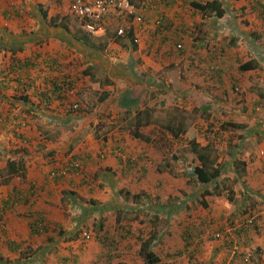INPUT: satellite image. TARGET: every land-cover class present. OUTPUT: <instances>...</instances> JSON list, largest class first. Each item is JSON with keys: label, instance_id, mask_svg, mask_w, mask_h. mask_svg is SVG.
Here are the masks:
<instances>
[{"label": "rangeland", "instance_id": "obj_1", "mask_svg": "<svg viewBox=\"0 0 264 264\" xmlns=\"http://www.w3.org/2000/svg\"><path fill=\"white\" fill-rule=\"evenodd\" d=\"M49 1L34 0V11L41 4L49 10ZM236 1L242 3L241 0ZM224 2L225 7L229 4V8L230 1ZM70 3L68 11H71ZM234 12L238 14L241 10ZM48 13L46 20L56 14L53 8ZM216 21L219 23L216 35L226 40L222 43L214 37L215 42L219 39L217 44L222 51L229 44L230 36L221 33L224 30L221 25L226 23V18ZM63 23L71 26L69 33L73 40L76 31L82 27L81 21L69 13ZM203 23L207 24L206 21ZM119 26L118 22L107 23L112 33L117 32ZM206 32H210L209 22ZM195 37L203 40L202 34L192 36L193 45H189L187 53L196 51L195 56L187 55L185 49L187 62L184 64L171 60L175 53L159 56L153 61L155 81L164 84L165 89H129L127 93L131 100L137 101L133 110L134 107H147L150 103L155 109H163L165 118L159 116L160 123H165L166 118L183 119V127L194 133L196 141L206 147L210 156L216 158V163H228L229 170L222 175L227 178L225 182L231 184L228 194L225 197L200 196V192L197 193L200 190L188 177V172L198 160L185 137L175 140L168 134L164 138L162 125L139 129L140 134L148 137L147 141L135 137L132 124L125 122V116L133 120V117L129 118L132 110L104 109L102 112H109L106 115L111 114L113 121L102 125L75 121L50 125L48 129L40 123L38 130H47L46 133L52 136L37 145V149L43 148L45 154H54L44 156L52 159L49 166L61 167L75 158L82 160L80 162L84 165L78 174L64 178L66 182L62 186L68 185L63 192L59 193L57 189L56 196L48 194L52 190L42 188L29 174V181L20 180L16 186L18 189L0 188L3 199L14 190H24L28 196L32 194L29 204L14 202V205L0 211V249L5 250L7 243L14 242L23 246L31 239L28 230L34 212H40L48 222V230L35 239L36 249H41L36 252L34 245L30 249L22 247L18 259L6 251L3 259H10L12 264H146L138 255L140 238L153 234L152 249L160 258L158 264H219L224 260H230V264H243L238 253L248 256V264H264V79L260 78L263 72H241L236 60L230 64L225 59L223 64L226 65H223L216 47L211 48L212 44L206 46ZM260 40L264 44V38ZM241 45L244 47L243 43ZM250 51L243 56L246 60L254 55ZM100 58L96 63L101 67L103 61ZM6 62L1 60L3 67ZM71 63L73 67H81L85 62L75 61L73 57ZM128 67L132 68V63ZM137 77L143 78V75L138 73ZM77 78L80 79L79 76ZM96 80L102 79L88 77L86 85L81 82L78 87L83 86L80 98L90 105L106 91L104 86L96 85ZM124 89L115 84L109 87L108 102L116 101V94ZM13 92H8V95L12 97ZM103 106L100 105L98 111ZM20 123H25L21 125L22 129L30 124L29 130L32 131L30 122L21 120ZM103 134L105 140H102ZM60 135L64 137V147L63 140L54 143ZM96 140L100 146L95 154V143L89 142ZM29 145L32 146V142ZM0 163L2 180L7 170H3V165L6 168L5 159L1 158ZM231 163H235L233 168ZM191 195L193 197L185 199ZM202 201L206 207L200 204ZM245 209L251 210V214H262L257 229L248 228V237L244 236L246 233H234L232 228L238 225L229 226L233 222L241 224L246 217ZM220 215H226L225 220H217L213 226L201 228L202 219L210 220ZM189 226L196 227L190 229L193 234L190 242L183 234ZM221 227L231 228V231L215 239L213 234ZM84 231L89 235L87 240L82 238ZM48 238L52 239L50 243ZM48 244L49 247L42 252V247Z\"/></svg>", "mask_w": 264, "mask_h": 264}, {"label": "crops", "instance_id": "obj_2", "mask_svg": "<svg viewBox=\"0 0 264 264\" xmlns=\"http://www.w3.org/2000/svg\"><path fill=\"white\" fill-rule=\"evenodd\" d=\"M135 1L137 5L147 6L148 4L151 5L154 1L153 8L141 10L144 17V23L142 24L140 30L137 32L133 31L132 27H129L132 26L130 20L124 21L123 23L120 22L118 25L125 26L126 28L129 27L127 30L128 32L129 30L131 31V36L134 33H137L140 38V42L134 45L131 41V37L126 35L124 37H120L118 41L113 40L108 43L103 51H94L81 42L71 40L70 33L64 29L46 26L44 20L41 18V12L38 10L34 11V0H0V81L2 73L4 74L5 70L9 68L10 61H13L15 58L33 60L36 57L37 67H33L31 71L36 77L35 81L37 82L36 84L38 85V88L35 89V91L33 88L34 94L30 95V98L37 101L39 96V93L37 92L39 91V86L41 87L43 85L44 88V82H47L45 86L50 87L51 82H54V79L57 81L59 80L58 78L53 77H69V79L73 81L74 87L77 86L76 89L73 90V96L76 98L74 104L78 105L77 109H73L74 104L71 106L64 103L61 104L59 99L55 100L56 97H54L52 98L53 101L47 105V109L44 111H37L38 117H34L20 112L21 107L28 106H25L23 103L20 104V100L14 98L15 93L10 87L0 93V109L2 110L1 115L4 118V120L0 121V159L4 158L6 161V159L10 157L11 159H20L25 163L24 174L10 178L7 183L0 184V188L9 186L10 190H13V188L18 189V187H16L18 182L20 180L24 182L29 181V175L33 176L34 180H37L41 187L47 190L51 189L52 192L49 191L48 194H54V196L58 194L56 193L57 189L60 193L67 187L68 183L65 185L66 187L64 185L62 186V183L66 182V179L64 178L70 175L61 177L60 180H57L56 178L53 179L50 176L52 167L48 164H51L53 161L51 158L47 159L44 156L54 154H45L43 148V150L37 149V145L52 137L38 130L37 125L40 123L44 124V126L48 129L50 128V125L71 124L75 121L86 123V125L107 124L109 120L113 121L111 114L108 116L106 115L109 114V112H102V110H106L107 108H114L118 110L124 108L128 112L132 110L133 114L129 118L133 117V120H129L125 116V122L129 124L134 123L136 120L135 114L138 110L143 112V114L139 117L143 120V123L147 121L146 117L149 118L148 122L152 124L159 121V116L165 118L163 109H155L154 107H151L150 103L147 107H134L133 110L132 108L134 103L137 101L136 99L131 100L132 98L128 97V90H141V88L148 89L152 87L160 90L165 89L164 84H160L155 81L152 63L155 58L159 56H169L168 54L170 53H168V51L171 49V44L167 45V42L164 41L166 38H174L177 43L181 42L183 45L181 51L184 52L186 49L187 53L189 45H193V43H191L193 42L192 36L196 33L202 34L203 40L199 39L198 41L204 42L206 46L208 44H212L210 46L211 48L216 47L218 57L220 58L222 64L225 62V59H227L230 64L236 60L239 66V64L243 63L244 60L247 61L246 57L244 58L243 56L248 50H251L250 52L254 54L252 57L253 59L260 60V58L264 56V44L261 43V40L259 41L260 38H264V16L261 8L255 5L252 0H241V4L236 3V0H229V8V4L225 7V2H223L225 13L220 18H226V23L221 25L222 29H224L221 33L229 35L230 38L229 42H227L229 44L226 45V48L222 49V51L221 48L218 47L217 41L220 39L223 43L226 40L224 37L221 38L216 35L219 30L216 26L219 23L216 20L219 17H216V20L213 19L215 16H209L205 19H201L198 14L194 13V9L190 5V2L193 0H168L167 2H163L161 0H134V2ZM69 3V0H50L48 3V5L51 4L49 6V10L42 4L38 5V8L41 7L46 14L53 8L56 13L55 16L61 15L67 17L68 14L71 13V11H68ZM44 5L48 6L47 4ZM235 10H241V13L236 14L234 12ZM159 16L162 17L161 23H157V18ZM197 19L202 21L203 26H198L200 32L192 34L198 23ZM204 21H206L207 24H204ZM208 22L210 23V32H206ZM200 24L201 23L198 25ZM65 25L68 30H72L70 25ZM105 28L110 27H107L106 25ZM103 32L96 33V35H101ZM214 37L219 39L215 42ZM231 39L233 40L230 41ZM241 43H243L244 47ZM194 44L196 46L198 45L195 42ZM198 46L200 47V44ZM11 47H21L22 49L14 52L10 51ZM195 52L196 51H190L187 55L189 54L191 56H195ZM174 55L175 59L170 58L175 61L174 63H176L177 60L178 62L176 64H184V62H187L185 53L182 56L177 53ZM222 55H227V57H222ZM73 57L75 61L85 62L83 66L73 67L74 64L71 63ZM99 57H101L100 59L103 61L101 67L98 63H96L98 62L97 60ZM243 58L244 60H241ZM1 60L7 61L5 63V67L2 66ZM129 63H132V68L128 67ZM169 64H171V62H169ZM86 65H90L91 67H87ZM223 65H226V63ZM80 70H82L81 73H79ZM19 71L20 74L23 73L21 69H19ZM250 71L254 70H249L248 72ZM262 72L263 74L260 75L261 80L264 79V71ZM138 73H141L143 78H138ZM70 76L72 78H70ZM78 76L80 77L79 80H77ZM88 77L91 79L94 77L101 78L102 80H96L95 83L97 86H104L106 90L103 91L101 98L97 99L92 105H90L87 100L80 98V95L83 94L80 90H82L83 86L86 85ZM100 81L102 83H100ZM81 82L83 86L78 88L81 86ZM114 84L125 89L119 93L120 95L116 94V101L108 102L110 94L108 88ZM43 88H41V90ZM29 91L32 92V90ZM8 92H13V96H9ZM128 98L130 100H128ZM100 105L104 106L98 111ZM31 113L34 114V108L31 109ZM12 116H14V118H11ZM116 117L119 116L116 115ZM21 120L30 122L32 125V131L29 130L30 124L27 125L23 131L24 134L30 132L33 139L32 146L29 145L26 148L23 147L22 143L18 139V135L20 133L14 135L11 132L13 129L12 127L18 126ZM181 121H183V119ZM117 122L119 123V120ZM89 128L92 130V126ZM101 137L102 140H105L106 138L104 134ZM55 140V144L58 140H63L62 147L65 146L63 135L56 137ZM89 143H95L96 154L99 150L100 143H97V140L93 142L90 141ZM4 167L5 165H3V170L6 169ZM1 168L2 166L0 163V169ZM45 182L49 183L51 186L46 187V184H44ZM24 192L26 191L23 190L22 193L27 194ZM18 194H20V191H11L6 199L13 197L16 198L18 197ZM6 199L0 197L1 206L3 205V201ZM34 214V218L37 215H39L38 217L41 215L40 212H34ZM28 232L31 239H29V241H25V244L21 246V248L18 247V250L14 247H7L10 243L6 244L7 246L5 250L0 249L2 259L6 256V251L10 253V256L18 259L21 257L20 252L18 251H22V247L24 249H30L31 246L34 245L36 252L41 249V247L36 249L37 246L35 244V239H37L39 234H36V231H32V229L28 230ZM33 240L34 242H32ZM48 247V245H44L41 251L43 252L45 248ZM222 249L224 250L223 245ZM8 261V264H12L10 263V259H8ZM1 262L3 261L1 260ZM219 264H230V260H224V262Z\"/></svg>", "mask_w": 264, "mask_h": 264}, {"label": "trees", "instance_id": "obj_3", "mask_svg": "<svg viewBox=\"0 0 264 264\" xmlns=\"http://www.w3.org/2000/svg\"><path fill=\"white\" fill-rule=\"evenodd\" d=\"M63 1V0H61ZM70 2H72V0H69ZM133 3L136 4V2H134V0H131ZM253 3L257 6H259L261 8V11L263 12V16H264V3L262 2V0H252ZM223 2L224 0H193L190 2V5L192 6V8L194 9V13L198 14L199 17H201V19H205L206 17L209 16H215V17H222L225 13V9L223 6ZM137 5V4H136ZM138 6V5H137ZM37 10L41 12L42 14V20H44V23L46 26L48 27H55V28H62L65 31H67L68 33L70 32L67 28V26L63 23L65 21V19L67 17L61 16V15H56L54 17H50L46 20L47 14L41 9V7H37ZM60 22V23H59ZM62 22V23H61ZM198 22V21H197ZM199 23H201L200 25H198ZM107 25V24H106ZM203 26L202 21L200 20L197 23L196 29L193 31L192 34H194V32H200L198 26ZM82 26V23L81 25ZM133 26V25H132ZM129 26V27H132ZM163 26V25H162ZM128 27V28H129ZM126 28V29H128ZM126 35L129 37H131V31L127 30ZM125 35V36H126ZM122 37L120 35L117 34V32L112 33L110 31V28H105L104 32L101 35H96L94 33L88 32L86 31L83 27H79V29L76 31V33L74 34V38L73 40H75L76 42H81L83 44H85L86 46H88L90 49L94 50V51H103L107 44L110 43L111 41L115 40L118 41V39ZM197 37H195V40ZM164 41L167 42L168 44H171L170 46V50L168 51V53H170L171 55H173V53H177L178 55L182 56L184 55V52H182V48L183 45L181 42H176V39L174 38H166ZM180 44L181 48H178L177 45ZM135 45V44H134ZM11 49V50H10ZM9 50L10 51H16V50H20L22 49L21 47H11ZM183 53V54H182ZM168 54V55H170ZM170 55V56H171ZM36 60L37 58L35 57L33 60H22L20 58H15L13 59V61H10V65L9 68L7 70H5L4 74L2 73V77H1V81H0V93H2V91L6 90L7 88H11L15 94H14V98L20 100V104H24L25 106L28 107H21V111L23 113H26L28 116H34V117H38L37 111L40 110H46L47 109V105L49 103H51L53 100L52 98L56 97L55 100H58L66 105L71 106L72 104H74V101L76 100V98L73 96L74 91H73V87H74V83L71 79H69V77H59V76H55L53 78H58L59 80H53L54 82H51L50 87L45 86L47 84V82H44V88L43 85L40 87L39 86V91H37L39 93L38 96V100L35 101L34 99L30 98V95L34 94L33 92V88L34 91L35 89L38 88V85L36 84L37 82L35 81V76L34 73L31 71L32 68H36ZM239 70L241 72H245V71H249V70H262L264 71V56H262L260 58V60L258 59H249L247 61H244L243 63H240L238 66ZM19 69H21V71L23 73L20 74ZM52 78V79H53ZM61 78V79H60ZM70 78H72L70 76ZM51 81V80H50ZM49 81V83H50ZM15 87V88H14ZM41 88H43L41 90ZM29 90H32L29 91ZM263 95V94H262ZM264 96V95H263ZM74 99V100H73ZM17 102V101H16ZM14 105V104H13ZM34 108V114L31 113V109ZM42 111V112H43ZM2 114V110L0 109V121L4 120ZM143 114L142 111L138 110V112L135 114L136 115V120L134 121V123H132V127L134 128L133 131V135L135 137H139V138H145L146 141L148 140V137H144L142 134H140L139 128H141L142 126H151L152 123L148 122L149 118L146 117L147 121L145 123H143V120L140 119V115ZM147 115V113H146ZM10 116V115H9ZM11 118H14V116H12ZM166 118L165 119V123H160L159 121L155 124H152V126L154 127H161L160 125H162V127H164L165 131H162V135L164 136V138L169 134L171 135L175 140L181 138L182 136H184V140L188 141V144L190 146L191 151L195 154L196 159L198 160L197 164H195L194 166L191 167V170L188 172V177L193 181V183L197 186V188L200 191V196H204V195H210V196H217V197H225L228 194L229 191V187L231 188V184L228 185L225 180H227V178L223 177L222 175L229 170V166L228 163L226 162H222V163H216V158L210 156V153L207 151L206 147H202L199 145V143L196 141L195 135L194 133H189L184 127H183V123L181 121H177L174 119H169ZM138 121V122H137ZM25 123L21 124L19 123L18 126L12 127L13 129L11 130L12 134L16 135L17 133L18 135V139L19 141L22 143L23 147L26 148L29 146L30 142L33 141V139L31 138L32 135L29 133L24 134L23 130L25 128L22 129L21 125H24ZM164 124V125H163ZM160 129L158 128L159 132ZM47 130L44 131L45 134ZM187 134V135H186ZM26 135V136H25ZM175 158V156H173ZM177 157V156H176ZM178 158V157H177ZM183 158V157H181ZM24 161L20 160V159H11L10 157H8L6 159V172H5V178L0 180V184L3 183H7L9 181L10 178L14 177V176H21L24 173V169H25V165H24ZM232 168L235 166V163H231ZM64 166V165H61ZM83 166L79 165L78 169L76 170H68L67 175L69 174H74L77 172H80L82 170ZM60 170V166H55L52 167L51 173H54V177H51L53 179H57L60 180L61 177H65L66 175L63 173H59ZM70 171V172H69ZM190 180V181H191ZM223 181V183H222ZM46 184V187L51 186L49 183H44ZM43 188V187H42ZM20 194H18V197H16L15 199L13 198H8L6 200L3 201V205L0 206V211L5 210L6 208H9V206L14 205V202H22L23 204H29L30 201H28L29 197L32 195L31 193H29V196L27 194H23L22 190H19ZM22 193V194H21ZM196 195V194H193ZM193 195L189 196H185V199L191 198L193 197ZM202 206L206 207L207 204L202 201V203H200ZM31 207V205H29ZM124 207V206H122ZM28 214H29V210H27ZM251 210L249 211L248 209H245V213H246V217L244 218V220L241 221V227L240 228H235L233 227V231H235L234 233L237 235H245L246 237L249 236V231L248 228H255L257 229L258 226V221L259 219H261L262 214L259 212L258 216L253 219V221L251 223H247L246 221L248 220V218L253 215L255 212H253L251 214ZM33 215V214H32ZM35 215V214H34ZM37 215L35 218H33V221H31L30 223V229H32V231H36V234H43L46 230H48V225H47V220L40 216ZM226 215H220V217L215 218L212 217L210 220H206V219H202V221H200V225L201 228H204L205 226H213L214 223H216L217 220H225ZM207 221H209V223H207ZM196 224V223H195ZM229 226H237L240 225L238 223H229ZM227 226V227H229ZM227 227H224L222 229V227L218 230L215 231L216 232H224L223 230H226ZM191 228V226L187 227L184 231V235H186V240L190 242V240L192 239L193 234L191 233L190 229H195ZM227 237V236H225ZM82 238L85 239L82 235ZM216 239V238H215ZM48 242L50 243L51 238L47 239ZM87 240V239H85ZM154 240L155 237L153 236V234L149 235L147 238L143 239L142 237L140 238V245H139V249H138V255L140 256V258L143 260L144 263L146 264H158L160 262V258L158 255H156V253L153 251L152 247L154 245ZM260 244V243H258ZM49 246V244H48ZM9 247H14L16 250H18L20 247L21 248V244L19 243H10ZM227 247V245H226ZM39 248V247H38ZM37 248V249H38ZM46 249V248H45ZM20 252V256L22 254V251H18ZM238 256L241 257L242 261H244L245 258H248V256L244 253H238ZM1 260L3 262H1ZM8 259H2L1 255H0V263L1 264H8Z\"/></svg>", "mask_w": 264, "mask_h": 264}, {"label": "built area", "instance_id": "obj_4", "mask_svg": "<svg viewBox=\"0 0 264 264\" xmlns=\"http://www.w3.org/2000/svg\"><path fill=\"white\" fill-rule=\"evenodd\" d=\"M264 3V0H262ZM154 7V3L147 5H136L131 0H72L70 3L71 13L77 17L81 23L82 27L91 33L103 32L105 26L108 22L119 23L122 21H131L133 31L137 32L140 30L142 24L144 23V17L141 14L143 9H151ZM161 18L157 19V23H160ZM117 34L120 36L126 35L125 27L120 26L117 29ZM139 36L137 33L133 35V43L139 42ZM181 48L180 44L177 45ZM79 162L71 161L68 165L61 166L59 173L65 174L71 168H77ZM54 173H51V177H54ZM259 213H254L251 215L247 223H251L253 219L258 216ZM242 225H238L235 228H240ZM234 228H232L233 230ZM231 228H227L224 232H216L213 237L216 239L222 238L224 234H229ZM83 237L85 239L89 238L87 232H83ZM243 264H248V258H245Z\"/></svg>", "mask_w": 264, "mask_h": 264}, {"label": "clouds", "instance_id": "obj_5", "mask_svg": "<svg viewBox=\"0 0 264 264\" xmlns=\"http://www.w3.org/2000/svg\"><path fill=\"white\" fill-rule=\"evenodd\" d=\"M161 1H163V2H167L168 0H161ZM152 3H154V1L152 2ZM142 14V13H141ZM143 15V14H142ZM160 18H161V21H162V17L161 16H159ZM158 17V18H159ZM161 21H160V23H161ZM123 27H125V26H123ZM126 29V28H125ZM133 30V29H132ZM127 32V31H126ZM95 34V33H94ZM134 35V34H133ZM133 35L131 36V41H132V37H133ZM124 37V36H123ZM139 42H140V39H139ZM138 42V43H139ZM132 43H133V41H132ZM138 43H133V44H138ZM73 107H74V109H77V107H78V105L77 104H74L73 105ZM71 161H77V162H79V165H81V166H83L84 165V162H80V161H82V160H79V159H77V158H75V159H73V160H69L68 162H67V164H65V165H68L69 163H71ZM64 165V166H65ZM76 169H78V167L77 168H71V170H76ZM70 170V169H69ZM68 172V171H67ZM67 172L65 173V175H67ZM70 172V171H69ZM70 175V174H69ZM50 176H51V172H50ZM84 232H86V231H84ZM82 234H83V232H82Z\"/></svg>", "mask_w": 264, "mask_h": 264}]
</instances>
